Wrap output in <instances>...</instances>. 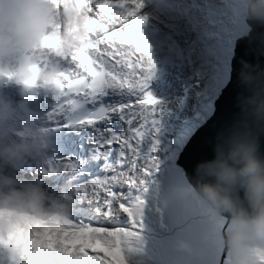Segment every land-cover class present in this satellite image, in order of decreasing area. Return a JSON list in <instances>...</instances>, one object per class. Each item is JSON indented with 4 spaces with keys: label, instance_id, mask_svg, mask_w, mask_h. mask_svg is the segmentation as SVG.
<instances>
[{
    "label": "snow or ice",
    "instance_id": "snow-or-ice-1",
    "mask_svg": "<svg viewBox=\"0 0 264 264\" xmlns=\"http://www.w3.org/2000/svg\"><path fill=\"white\" fill-rule=\"evenodd\" d=\"M51 2L59 10L67 0ZM72 2L89 14L86 44L70 51L59 49L55 46L60 32L57 26L52 51L61 61L64 79L58 84L60 98L42 119L55 132L92 127L98 148L106 156L115 150V163L106 165L108 176L80 179L73 190L81 198L102 203L103 209L97 211L102 210L105 217L125 215L136 227L138 214L142 219L147 203L140 193L148 191L149 178L160 165L174 163L189 170L186 155L198 151L203 160L202 154L215 148L239 119L240 111H235L240 109L238 94L245 91L239 78L242 61H249L257 46L264 57V25L249 27L241 0H200L199 9L209 17V47L229 49L222 86L214 94H203L197 81V92L191 96L185 93L164 99L149 87L154 63L152 43L143 32L148 20L142 13L145 0ZM212 63L209 57V65ZM189 107L195 110L196 126L178 144L174 128L178 121L184 122L182 116ZM104 123L109 126L99 127ZM82 163L72 156L55 155L47 160L42 174L70 171L77 180ZM195 169L196 165L193 174ZM134 235L139 233L125 227H94L63 218L18 228L9 234L8 242L15 253L13 264H128L126 245ZM220 264H228L226 252L221 253Z\"/></svg>",
    "mask_w": 264,
    "mask_h": 264
},
{
    "label": "clouds",
    "instance_id": "clouds-1",
    "mask_svg": "<svg viewBox=\"0 0 264 264\" xmlns=\"http://www.w3.org/2000/svg\"><path fill=\"white\" fill-rule=\"evenodd\" d=\"M249 19L264 23V0H245ZM88 12L67 0L57 10L51 0H0V264L15 255L9 234L36 221H56L69 213L67 193L56 200L36 179L9 174L6 169L25 157L37 160L42 173L53 145L52 134L28 115L29 103L41 93L60 98L63 66L53 47L64 51L86 44ZM238 94L239 119L215 145L214 158L196 165L195 191L227 226L216 234L228 264H264V68L242 62ZM15 87L19 99L7 88ZM55 151V149H52ZM177 246L196 251L193 242Z\"/></svg>",
    "mask_w": 264,
    "mask_h": 264
},
{
    "label": "rangeland",
    "instance_id": "rangeland-1",
    "mask_svg": "<svg viewBox=\"0 0 264 264\" xmlns=\"http://www.w3.org/2000/svg\"><path fill=\"white\" fill-rule=\"evenodd\" d=\"M244 2L245 0H241L240 9L245 15V12L242 9ZM199 3L200 0H145V7L142 9V13L148 16V20L143 27V32L145 35L147 33H153L160 39L152 45V56H160L161 62L156 66L155 70L152 69L151 79H157L162 75L163 77L160 78L170 79L166 84L169 85V88L172 89L175 87V89L173 90V93L169 95V99L177 96H183L187 92L190 93L191 96L193 93L197 92L196 89L192 88L191 84L194 83L193 85L197 86V83H195L197 81H204L203 85L201 82V84L199 83L203 90V94H207L209 92L214 94L222 86L224 69L226 68V60L229 55V49L226 47H209V37L211 36L209 17L205 16L199 9ZM190 33H192V35ZM156 44L163 45L164 47L169 44H174V47H182L184 49L182 62L185 66L182 68L187 69L188 73L181 78H175L172 77V75L167 76L165 73L168 67L167 58L160 55H165L166 51L159 53V51L155 48ZM188 49L190 51H188ZM190 52L193 55V61L187 62L186 58L184 57ZM168 56L169 58H175V53H168ZM209 57L213 58L214 60V63L211 65H209ZM193 70H197V73ZM191 74L194 75L191 76ZM197 77L201 78L197 81H194V79ZM205 84L207 87H204ZM194 111V109L189 107L186 116H182V120L184 122L181 123L184 124L175 125V127L182 129L179 133H177V130L174 129L176 143H182L183 139H185L196 126ZM102 127H106V124H103ZM79 129L83 131L84 127ZM79 129L74 130L73 132L78 133L80 132ZM81 141L82 136L80 134L74 136L70 140H66V142H68L71 146L75 145V150L72 154V157L83 161L80 168L81 174L87 169L85 172L86 175L80 176L77 181L79 182L80 179H92L95 175L89 174L91 169H95L96 173L101 172L100 175L102 176L109 175L110 173L106 170V166L104 165L114 164L113 160L117 157L115 150L110 152L112 159L105 162H103L104 158H101L100 155H92L90 157L89 154H84L80 156V152L84 150V146H81ZM69 154L70 148L67 149V152L63 154V156H69ZM102 155L105 156L104 153H102ZM170 159L174 161V156L170 157ZM89 163H91V165H89ZM162 164L163 165H160L159 171L154 172V174L149 178V183L147 185L148 191L140 193V195L146 199L147 203L143 206L142 219L138 214L137 226L133 227L132 224H124L125 218L116 220L118 223L117 226L129 228L133 232L139 233V235L130 237L128 244L126 245L128 264H196L185 261L174 262L168 257L167 260H164L155 244L158 243L164 245L165 240L169 243H173V249L181 255V259L184 257L183 260L194 256L199 251L204 250L206 259L202 264H214V252L215 249L217 250V246H219V241L215 238L216 234L218 233L217 218L210 215L203 203L199 202V200L188 188L186 189L189 190V196L185 197L182 195L181 192L185 191V187L187 186H185V183L182 182V175L177 171L174 163L170 166L166 165L165 163ZM13 165H15L13 171L11 170V172H8L6 169L9 174L20 175L22 177L29 178L26 176V171L31 173L35 169V166H38V163L36 159L25 157L19 161H15ZM45 166L46 165L43 164V168ZM57 176L62 177V175L59 173L50 176H45L43 174L42 176L40 175L42 180L46 182L53 191H56V193L61 196L62 192L59 191L60 188L53 185L54 178H57ZM68 181L69 187L72 189L73 198L78 199V201L81 203V206H93L92 208L95 209L98 217L101 219L105 218L102 210L97 211L98 202L91 204L84 203L83 199L77 196L73 190V183L69 178ZM180 186H183V190H181ZM167 190L171 193L175 192L176 194H171ZM116 191L119 192L121 189L116 188ZM124 191L129 192L128 189H124ZM176 191H178V193ZM129 195L135 199V196H133L131 192H129ZM100 199L102 200L103 196H101ZM170 202H174V204H172V207L175 206L173 210L171 206L170 208H167ZM163 211H165V216H163ZM200 211H204L206 216H199ZM172 213L175 216V220L169 218ZM194 213L196 215H194ZM151 215L154 218L157 217V219H159L158 215L162 216V219H160L157 224L159 230L155 242L150 232V226H154ZM190 215L197 216V219H194L187 224L186 221L189 220ZM79 219L80 216L78 215L76 221L80 223ZM147 221L148 226L140 228L143 223L147 225ZM142 229H145L147 233H143L144 231H141ZM168 232L171 233L168 234ZM180 239L191 240L196 251L189 252L179 248L177 246V242ZM201 261L202 260L198 258L196 262L197 264H200Z\"/></svg>",
    "mask_w": 264,
    "mask_h": 264
},
{
    "label": "bare ground",
    "instance_id": "bare-ground-1",
    "mask_svg": "<svg viewBox=\"0 0 264 264\" xmlns=\"http://www.w3.org/2000/svg\"><path fill=\"white\" fill-rule=\"evenodd\" d=\"M194 1V0H193ZM195 3V2H194ZM246 14V13H245ZM186 20V19H185ZM184 23V22H183ZM186 23V22H185ZM188 25V24H187ZM199 25V24H198ZM185 26V25H184ZM190 27V26H189ZM200 27V26H199ZM188 28V27H187ZM199 30V29H198ZM201 30V28H200ZM192 31V30H190ZM202 33V32H201ZM192 35V33H190ZM194 34V33H193ZM146 37L151 41L152 45L157 42V40L159 41L160 39L154 35L153 33L149 34L147 33L146 34ZM156 50L159 51V53H162L164 51H166V54H160L161 56H164L167 58V63H168V67H167V71H165V73L167 74V76H171L172 77H175V78H181L182 76H185V74L188 73V70L185 69V68H182V67H185L183 65V54H184V49L180 46H175L174 47V44H169L167 45L166 47H164L163 45H160V44H156L155 46ZM188 51H190L188 49ZM168 53H175V58L171 57L169 58L168 56ZM153 54V52H152ZM192 53H188L186 54V56L184 58H186V61L187 62H192L193 61V57H192ZM152 60H153V63H154V70L156 69V66L160 64L161 62V58L160 56H152ZM166 63V64H167ZM197 73V70H193ZM194 74H191V76H193ZM160 77H163L160 76ZM158 77L157 79H151L150 81V89L151 91L157 95V96H162L164 99H169V95H171L173 93V90L175 89V87H173L172 89L169 88V85H167L166 83L170 80L168 78L164 79V78H160ZM201 77H197L194 79V81H197L199 80ZM203 85V80L200 81ZM199 82V83H200ZM197 83V82H195ZM200 83V84H201ZM194 84V83H193ZM191 84L192 88L196 89L197 90V86ZM201 85V86H202ZM189 87V86H188ZM7 92L8 94L14 98L17 96L16 94V89L15 87H9L7 88ZM187 94L190 96V93L187 92ZM51 100H55V98H53L51 95H45L43 93H41L40 95H38L34 100H32L35 104H37L38 106H42L43 103H49V101ZM51 107V105H47L46 107V111L47 112L49 110V108ZM38 118V122L45 126L47 128V124L43 121L42 119V115H39L37 116ZM106 124V127L109 126L107 123H104ZM184 123H181L180 121H178L176 123V125H182ZM103 124L99 125V127H102ZM174 129L177 130V133H179L182 129L181 128H177L175 127ZM47 130L49 131V129L47 128ZM74 130L70 129V128H64V129H61L60 131H57V132H54L52 133L51 131V134H52V139H57L58 140V143L55 145L53 143L52 147L50 149H48V159L50 157H53L55 155H63L67 152V149L70 148V154L69 156H72V154L74 153V150H75V145L74 146H71L68 142H66V140H70L72 139L74 136L80 134L82 136V141H81V146H84V150L83 151H79L80 152V156L84 155V154H89L90 157L92 155L96 156V155H100L101 158H104L103 159V162L107 161V160H111L112 159V155L109 154L108 156L105 155V152L103 149H99L98 148V145L96 143L93 142V135H94V129L92 127H88V126H85L84 127V130H80V132L78 133H74L73 132ZM190 135V134H189ZM58 148H63L64 151H62L61 153H59L60 149H57ZM52 149H55V151H53ZM102 153H104L105 156L102 155ZM28 158V157H27ZM107 158V159H106ZM47 159V160H48ZM114 159V158H113ZM117 157L113 160V162L115 163ZM94 161H95V158H94ZM47 162V161H46ZM46 162L44 163V165H46ZM108 163V162H107ZM89 165H91V163H89ZM163 165V164H161ZM106 166V165H104ZM103 166V167H104ZM14 167L15 165H13L12 167H9L7 168V171L8 172H11V170L13 171L14 170ZM38 166H35V169L30 173L28 171H26L27 175L29 178H33V179H36L39 183H41L43 185V187L45 188V190L48 192L49 196L53 199H56V200H61L62 199V196H59V194L56 193V191H53L46 182H44L42 180V178L40 177V175L42 176V173L38 174L36 173V169H37ZM176 167V166H175ZM177 168V167H176ZM87 171L84 170L81 174L82 175H86L85 172ZM177 171L179 172L178 168H177ZM101 173V172H100ZM100 173H96V170L95 169H91L89 174H94L95 176L93 178H104L108 175H100ZM176 173V172H175ZM180 173V172H179ZM59 174L62 175V177H59L57 176V178H54V182H53V185L60 188L59 191H61L62 193H67L69 199L66 201L67 203V210H68V215L64 218H67L68 220L72 221L73 223H76V224H79V222H77V216L79 215L80 216V223L83 222V224L85 225H92L94 227H112V226H117L118 223L116 222L117 219H121V218H125L124 220V224H131L130 221L128 220L127 216L125 215H118L116 218H108V217H105L103 219L99 218L97 213L95 212V209H93L92 207L93 206H81V203L78 201V199L76 198H73L72 196V189L71 187H69V181H68V178L70 179V181L74 184V183H78L77 180H73L72 177L75 175L73 172H70V171H65V172H59ZM181 174V173H180ZM56 175V174H54ZM178 175V174H177ZM182 175V174H181ZM175 176V175H174ZM171 177V176H170ZM179 177V176H178ZM183 178V176H182ZM178 179V178H176ZM180 179V177H179ZM171 180V179H170ZM176 181V180H174ZM179 181V180H178ZM182 181V180H181ZM171 182V181H170ZM173 182V181H172ZM185 183V191L181 192L183 196L185 197H188L189 196V193L188 191L190 190L188 188V185L186 184L184 178H183V181ZM169 183V182H168ZM178 183V182H177ZM171 184V183H170ZM183 184V183H182ZM173 185V184H172ZM170 185V186H172ZM181 185V184H180ZM168 186V185H167ZM177 186V185H176ZM175 186V187H176ZM183 187V186H182ZM181 188V190H183V188ZM171 188V187H170ZM188 188V189H186ZM172 189V188H171ZM169 189V190H171ZM177 189V188H176ZM174 190V189H173ZM172 190V191H173ZM178 190V189H177ZM168 191V190H167ZM191 191V190H190ZM170 192V191H168ZM178 193V191H176ZM171 193V192H170ZM175 193V192H173ZM171 193V194H173ZM194 193V192H193ZM61 194V193H60ZM176 194V193H175ZM196 197V196H195ZM81 198V197H80ZM173 198V197H172ZM171 198V199H172ZM84 203L86 204H91V203H96L97 201H94L92 200L91 198H82ZM169 199V198H168ZM198 199V198H197ZM170 200V199H169ZM199 200V199H198ZM168 201V200H167ZM171 201V200H170ZM169 202V201H168ZM201 202V201H199ZM204 203V202H203ZM172 204H174V202H170L169 205L167 206V208L171 206L172 210L174 209L175 206L172 207ZM205 204V203H204ZM203 204V205H204ZM165 205V204H164ZM97 207H100L101 209H103V204L102 203H98L97 204ZM80 210V212H79ZM208 211V210H207ZM209 212V211H208ZM78 214V215H77ZM104 215V214H103ZM200 215H204V211H201ZM211 216L217 218L218 220V232L220 231V228L227 224L225 223V221H222L219 217H216L214 214H210ZM122 216V217H121ZM163 216H165V211H163ZM159 219L154 218L152 215H151V219H152V222L155 226H150V232H151V236L152 238L154 239V242H155V239L156 237L158 236V227H157V224L159 222L160 219H162V216L161 215H158ZM170 219H173L175 220V216L173 215V213L169 216ZM63 219V218H62ZM148 226V221H147V225L145 223H143L140 228H144ZM157 229V230H156ZM141 231H144L143 233H147V231L145 229H142ZM137 233V232H136ZM171 232H168V234H170ZM144 238V237H143ZM155 246L157 247V249L160 251V254H161V257H163V259L167 260V253L166 251L164 250V245L162 244H158L156 243ZM220 250H221V242L219 241V246H217V250L215 249V252H214V264H218L217 262V257L220 253ZM206 257H205V253L203 252V255L200 257V260H204ZM197 264V263H196Z\"/></svg>",
    "mask_w": 264,
    "mask_h": 264
},
{
    "label": "water",
    "instance_id": "water-1",
    "mask_svg": "<svg viewBox=\"0 0 264 264\" xmlns=\"http://www.w3.org/2000/svg\"><path fill=\"white\" fill-rule=\"evenodd\" d=\"M246 20L249 22V27L251 28L252 24H260V25H264V23L259 22L257 20H252L249 19L248 16L245 14ZM247 61V60H244ZM243 62V61H242ZM250 64H259L261 68H264V57L260 56V49L257 46L255 55L253 57L250 58L249 61ZM242 71H250L249 69H245L243 64L241 66V70H240V74H239V78L241 81V72ZM244 87V86H243ZM235 111L239 112L240 109L237 108ZM207 131V130H206ZM203 135V134H202ZM262 147H264V138H262ZM200 153L198 151H191L189 152L186 157H185V163L188 165L189 170L187 169H183L180 167H177L179 172L182 174L186 184L188 185V188L191 190V192L196 196V198L199 199V201H201L203 203V200L200 198V196L197 194V192L195 191L193 185L195 184V180H196V174H193L191 172V170L195 167V165H197L199 162L204 161V160H211L214 158L215 155V151H214V147L209 149L207 152L203 153V160L200 159ZM204 204V203H203ZM204 207L209 211L210 214L211 211L207 208V206L204 204ZM201 213V211H200ZM199 216H206V214L204 213V215H200ZM197 219V216H189V220L186 221V223L188 224L189 222H191L192 220ZM225 223H227V221H225ZM224 226V225H223ZM222 226V227H223ZM222 227L220 228V230L222 229ZM173 243H169L168 241L165 240V244H164V250L166 251V253L168 254V258L174 262H179V261H185V262H191V263H197V259L200 258L203 255L204 250L199 251L198 253H196L194 256L186 258L185 260L184 257H182V259L180 258L181 255L176 252L173 249ZM222 252H226L225 251V247L223 245V243L221 242V250L220 253L217 257V262L218 264H220V259H221V253ZM206 259V258H205ZM205 259L203 261L200 262V264H202Z\"/></svg>",
    "mask_w": 264,
    "mask_h": 264
}]
</instances>
